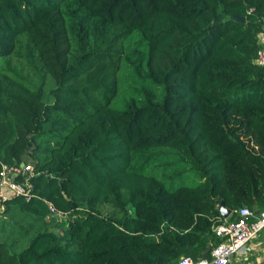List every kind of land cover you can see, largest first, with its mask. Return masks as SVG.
<instances>
[{
  "label": "trees",
  "instance_id": "1",
  "mask_svg": "<svg viewBox=\"0 0 264 264\" xmlns=\"http://www.w3.org/2000/svg\"><path fill=\"white\" fill-rule=\"evenodd\" d=\"M72 6L94 20L89 49ZM262 33L264 0H0V166L34 168L30 198H7L4 212L38 222L18 251L0 240V264L210 258L222 205L264 208ZM12 56L52 76V102L7 74ZM122 65L128 79L163 84L162 100L142 88V103L111 107ZM187 172L200 181L168 184Z\"/></svg>",
  "mask_w": 264,
  "mask_h": 264
},
{
  "label": "rangeland",
  "instance_id": "2",
  "mask_svg": "<svg viewBox=\"0 0 264 264\" xmlns=\"http://www.w3.org/2000/svg\"><path fill=\"white\" fill-rule=\"evenodd\" d=\"M73 10L75 12L74 15L77 17H83V19L87 18L86 11L84 9L76 8V6H72ZM73 21L76 20V18L72 19ZM86 21H82L84 26H87V37L83 38V45L84 49H89L91 45L93 46V37L91 36V25L94 22L93 19H85ZM96 23V21H95ZM71 24V22H70ZM74 24V23H73ZM90 24V25H89ZM73 50L77 54L79 53L80 49L75 43V40L73 41ZM8 71L7 74L14 77L15 75L24 78L27 83H31L35 86H39L42 90V100L45 103H50L53 101V99L49 95L50 89H52L55 85L54 79L50 74H45V72L40 69V65H38V68L40 70V76L41 78L34 77L28 69L25 67L23 60L19 59L16 56L10 57L9 63H8ZM118 79H119V87L117 95L111 100L110 106L117 108V109H123L125 107V103L130 98L135 99L136 103H142L141 97L139 98L137 89L142 88H149L152 89L157 97V100H162L165 89L163 84H156L152 82L151 80L148 81H142V80H134L132 77L131 79H128V76L126 75V68L124 65H122L121 69L118 72ZM61 118L58 116H52L51 119H57ZM170 150V149H168ZM153 151V150H151ZM171 151H175L174 149H171ZM158 162H151L149 163L147 170L152 171L153 173L157 172V176L160 179H165L166 176H168L169 173H163L161 171V167L151 170L152 166L156 165ZM200 181V178L198 174H194L193 172H187L184 174H181V176L173 177L172 181L168 180V184L171 182L176 185L183 184V185H195ZM101 208L106 211V213H109L111 211L110 204H104ZM5 209V207H4ZM35 227L38 225V222H34L31 218H29L25 212L20 211L17 208H11L7 213L3 212L0 214V240L4 241L11 250L18 251L21 249L26 243L28 242L27 233L26 231L31 230L32 226ZM35 225V226H34ZM26 233V235L24 234ZM27 240V242H26Z\"/></svg>",
  "mask_w": 264,
  "mask_h": 264
},
{
  "label": "built area",
  "instance_id": "3",
  "mask_svg": "<svg viewBox=\"0 0 264 264\" xmlns=\"http://www.w3.org/2000/svg\"><path fill=\"white\" fill-rule=\"evenodd\" d=\"M255 63L264 66V47L257 50L254 59ZM33 165L30 163L23 165H7L1 163L0 166V214L4 210V201L7 199L2 191V187H8L14 195L24 196L26 200L30 198V189L27 183L29 175L33 174ZM28 173L23 182H17L15 177L18 174ZM52 213L58 217H63L64 213L55 211L49 205ZM232 214L234 217L232 218ZM215 233L221 237V241L212 247L210 258L204 257L194 259L189 255L179 257L176 264H233L234 257L245 252L247 244L259 234H264V208L255 212L249 207L242 206L223 217L222 222L215 226Z\"/></svg>",
  "mask_w": 264,
  "mask_h": 264
},
{
  "label": "crops",
  "instance_id": "4",
  "mask_svg": "<svg viewBox=\"0 0 264 264\" xmlns=\"http://www.w3.org/2000/svg\"><path fill=\"white\" fill-rule=\"evenodd\" d=\"M264 47V33L259 35ZM245 252L234 257L233 264H264V234H259L246 246Z\"/></svg>",
  "mask_w": 264,
  "mask_h": 264
},
{
  "label": "water",
  "instance_id": "5",
  "mask_svg": "<svg viewBox=\"0 0 264 264\" xmlns=\"http://www.w3.org/2000/svg\"><path fill=\"white\" fill-rule=\"evenodd\" d=\"M234 18L240 20V21H244V18L243 17H240L238 15H234ZM21 165H23L24 163H20ZM2 191H3V194L6 198H10L11 196L14 195V193L6 186H3L2 187ZM222 209H223V213H224V216H226L228 213H229V210L225 209L222 205Z\"/></svg>",
  "mask_w": 264,
  "mask_h": 264
}]
</instances>
